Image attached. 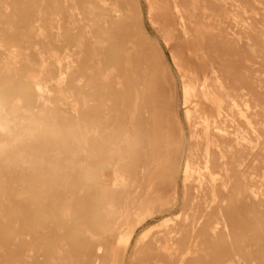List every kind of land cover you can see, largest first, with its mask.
I'll return each mask as SVG.
<instances>
[{
	"label": "bare ground",
	"instance_id": "1",
	"mask_svg": "<svg viewBox=\"0 0 264 264\" xmlns=\"http://www.w3.org/2000/svg\"><path fill=\"white\" fill-rule=\"evenodd\" d=\"M48 1L0 0V46H8L0 62V264H38L49 236L48 264H264V0H62L66 30L82 31L72 49L61 44L59 1L50 0L53 12L42 7ZM26 2L34 23L21 33ZM143 6L164 47L143 25ZM111 40L119 46L107 47ZM164 50L188 75L180 79L190 123L182 159L132 142L129 125L155 111L141 87L129 89L127 106L122 96V86H140L131 60L140 74H163ZM196 95L208 116L189 106ZM147 163L152 177L170 171L171 191L157 221L138 214L132 225L138 200L127 176L134 165L143 178Z\"/></svg>",
	"mask_w": 264,
	"mask_h": 264
},
{
	"label": "rangeland",
	"instance_id": "2",
	"mask_svg": "<svg viewBox=\"0 0 264 264\" xmlns=\"http://www.w3.org/2000/svg\"><path fill=\"white\" fill-rule=\"evenodd\" d=\"M58 10L62 13L63 21L61 22L62 27L65 28V35L63 38V43L65 47L72 49L77 40L80 39V36H82V31L79 29H71V30H66L67 29V18H66V13H65V5L62 3V0H58ZM140 5L142 6L144 4V0H137ZM25 7L21 12L22 16L24 17V20L22 22H19L17 24V27L19 31L24 33V31H27L25 26L28 24H31L33 21L31 18H27L29 9L27 8L28 2L24 4ZM42 7L45 9H48V12H53L55 10H52V4L50 0L46 5H42ZM131 7L134 10H136V4L131 3ZM143 6L142 13L140 14L142 17L143 25L145 24V28L150 32L151 37L159 44L161 47H164V44L162 40L157 36V34L154 33V30L151 28V25L149 21L146 18V7ZM61 8V9H60ZM82 8V7H80ZM83 12V11H82ZM140 17V16H139ZM34 23V22H33ZM42 25V21L40 23ZM0 32H5L4 29H2V26H0ZM109 31H118L117 29L113 27L108 28ZM54 31V30H52ZM119 32V31H118ZM111 34V32H110ZM32 42H36L35 38L32 39ZM112 43V44H111ZM114 45L115 47H118V42L116 41H110L109 44H107V47H111ZM58 50H62V47H60L58 44L54 45ZM8 46H0V62L4 60L6 54H7V48ZM40 46L37 45L36 49H38ZM26 53V51H23ZM84 52H87V48L85 47ZM165 56H166V64H165V69L163 74L160 73L159 69H157V72H152V71H147L146 74H140L138 72L137 67H135V62L134 59L131 60L132 65L130 66V71L134 72V77L137 78L138 83L140 86L137 84L132 83L131 85L133 86H122L124 88L123 92V97L125 100L126 106L129 105V102L132 99V94H130L129 89L131 90L132 87L136 86V88H140L139 90H145L147 92V96L145 101L147 102V110L151 112L152 110L155 111V116H139V118L136 120L134 123L135 129H133L132 124H130V129H129V134L131 136L132 142L136 143H141L143 141H146L145 143L143 142V146L147 150H151L154 146H156L158 152L160 154H164L165 152H168L171 156L174 157V159H182L186 156L187 149L190 146V140L188 138L189 134V126L190 123L185 119L184 116V107L188 106V104L184 103V96L183 92L181 89V83L180 79L181 78H188L186 69L180 68V67H175L173 63L171 62L170 56L168 54V51L164 50ZM251 58V57H250ZM249 59L248 65H255V61H251ZM34 59V58H33ZM251 61V62H250ZM227 62V61H225ZM249 66L250 72L252 71V75L250 76H257L260 71V67L258 65L255 66ZM254 71V72H253ZM256 71V73H255ZM162 74V75H161ZM54 75H56L54 73ZM130 75V73H129ZM130 75V78L133 76ZM165 78L167 82L165 83ZM172 79V83L170 84V80ZM165 80V81H164ZM242 86H247V85H242ZM99 87V86H98ZM29 90L31 91V96H33V90L31 86H28ZM98 93L97 94H89L86 99L89 100L90 104H96V102L99 100L98 98ZM189 106H197L198 109L204 110L205 111V116H208V110H209V103L204 101L200 96H193L188 99ZM224 110L226 111L228 109V103L223 104ZM122 112V111H121ZM253 114L258 111L256 109L251 110ZM154 117V118H153ZM251 117L253 120V123L256 121L258 122L261 117ZM257 119V120H256ZM123 120V115L119 116V121ZM196 125V129L198 131L201 130V126L198 125L200 121L198 119L194 120ZM254 123V124H255ZM228 130L231 131V128H228ZM143 135H146V139L143 137ZM250 138H255L253 135H249ZM264 139V135H263ZM157 140V142L155 141ZM156 143V145H155ZM138 145H134V150H135V155L137 154L138 150ZM201 149V145H200ZM212 151V150H211ZM248 165H250V161L247 162ZM197 165V164H196ZM135 166L133 165L131 168V171L129 172V176H127V190L129 193L133 192L130 194L131 197H135L138 200V204L135 207L137 212L130 217V222L132 225L137 221V215L142 214L144 216L148 215L150 217L154 218V221L158 220V217L161 215L162 210L166 208V206L162 203L166 201V197L168 196V193L171 191V186H170V171L167 169H163L161 171V175L158 178L152 177V172L155 171L153 169V164L147 163L145 164V170H144V176L143 178H139L136 175V170L134 168ZM198 167H202V164H198ZM211 171L216 172V168L211 164ZM104 174L107 172L105 170H102ZM151 179V182L149 183L147 180ZM175 179L177 181V200H184L185 199V191L187 188V183L186 181L183 180L181 172L175 176ZM234 181V179H232ZM133 183V184H132ZM206 189V188H205ZM201 202H208L209 201V196H201L200 197ZM141 201V202H140ZM209 204V203H207ZM180 215L181 217L182 212L180 211L179 207H175V212ZM147 216V219H149ZM179 219V218H178ZM181 219L176 221L173 225V227H176V225L180 224ZM143 227L137 226L135 228L136 234L142 231ZM94 231H97L98 234L99 231H101V228H91ZM135 234V235H136ZM122 235H117L116 238V243L117 240H121ZM134 238V237H133ZM45 245V255L46 257H51L54 255V242H53V237H47L45 238V241L43 242ZM115 244V243H114ZM67 249L71 247V243L66 241ZM121 245V244H119ZM136 255V252H135ZM40 259L38 264H48V259ZM132 260H135L133 257ZM104 264H108L105 262Z\"/></svg>",
	"mask_w": 264,
	"mask_h": 264
}]
</instances>
